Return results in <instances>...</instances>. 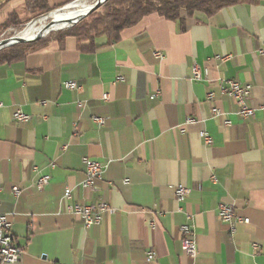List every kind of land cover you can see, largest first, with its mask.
I'll list each match as a JSON object with an SVG mask.
<instances>
[{
  "label": "crops",
  "instance_id": "crops-1",
  "mask_svg": "<svg viewBox=\"0 0 264 264\" xmlns=\"http://www.w3.org/2000/svg\"><path fill=\"white\" fill-rule=\"evenodd\" d=\"M36 1L0 0V25L14 16L34 19ZM44 1L62 9L84 0ZM94 44L89 50L75 37L53 38L22 60L0 64V215L24 250L15 264H264V0H244L211 17L150 15L117 41L101 36ZM195 65L201 81L193 80ZM225 81L252 86L254 117H240L221 93ZM68 82L80 90L66 88ZM215 107L223 116H213ZM17 110L31 120L15 122ZM93 117L106 125L99 128ZM189 118L196 122L187 125ZM85 158L108 164L93 190L81 187ZM44 176L51 179L40 191ZM178 185L191 191L181 204ZM67 188L75 203L105 202L112 211L85 228L64 212ZM220 204L249 224L232 232L218 216ZM187 213L197 245L191 259L181 251ZM150 251L157 255L152 262Z\"/></svg>",
  "mask_w": 264,
  "mask_h": 264
},
{
  "label": "built area",
  "instance_id": "built-area-1",
  "mask_svg": "<svg viewBox=\"0 0 264 264\" xmlns=\"http://www.w3.org/2000/svg\"><path fill=\"white\" fill-rule=\"evenodd\" d=\"M264 55V52H262ZM155 56L159 59L163 58L161 52H156ZM230 57H217L218 60H228ZM123 77H118L117 82H124ZM193 80L201 81L202 76L200 72V67L195 65L193 68ZM221 93L230 97L235 101L239 107V115L244 120L251 119L254 117L256 110L249 105V101L252 94V86L242 85L236 81H225L222 83ZM65 87L71 90H80L81 86L76 82H68L65 84ZM158 96V93L157 95ZM215 99L214 93H209L207 95V100L212 101ZM103 100L108 102L111 100L110 95H104ZM3 107V104L0 103V109ZM212 114L215 117L223 116V112L218 108L212 109ZM13 120L17 123H28L31 120L30 115L24 113L21 110H17L13 114ZM93 121L99 128H103L106 125V119L101 117H93ZM195 119L189 118L186 122L187 125L194 124ZM226 126H231L232 123L227 120L224 123ZM184 132V130H183ZM200 137L204 140L205 144L211 146L213 140L211 136L205 132L201 131L199 133ZM86 166L87 177L85 181L81 183V187L86 190L95 189L100 182L103 181L104 175L108 169V164H102L97 161L90 160L88 158L84 159ZM55 165L52 164V168ZM51 177L44 176L40 178L37 182L38 189L43 191L45 187L49 184ZM126 184L129 183L128 180L124 181ZM13 193L16 196H20L21 192L18 187L13 188ZM191 191L183 185H178L175 189V199L181 204L186 198L190 195ZM61 205L64 209V212L73 216H76L81 219L83 226L85 228H91L93 226L100 225L103 221V217L112 211L111 207L105 202H98L95 204L82 205L75 203L73 201L72 190L67 188L63 198L61 199ZM179 211L184 212L183 208H179ZM217 213L219 218L226 224H229L231 231H235V227L238 224H249V219L238 216L235 212L233 206L227 204H220ZM193 216L189 213L186 214V222L181 225L180 232L182 234L181 241V251L183 256L186 259L193 258L197 253V245L194 238L193 232ZM154 226V223H151ZM253 248L255 251L259 250V245L254 244ZM24 254V250L20 247L12 234V224L8 220L7 215H0V264H15L21 261V258ZM156 253L150 251L147 254V260L152 262L156 259Z\"/></svg>",
  "mask_w": 264,
  "mask_h": 264
},
{
  "label": "trees",
  "instance_id": "trees-1",
  "mask_svg": "<svg viewBox=\"0 0 264 264\" xmlns=\"http://www.w3.org/2000/svg\"><path fill=\"white\" fill-rule=\"evenodd\" d=\"M241 1L244 0H108L103 5V13L94 12L68 30L51 33L49 37L31 44H19L1 50L0 64L22 60L27 54L44 49L53 38L63 41L72 36L82 48L93 50L96 48L94 42L98 37L106 36L110 42L117 41L125 29L137 25L150 15H159L170 21L182 20L184 16L192 18L197 13L211 17L223 8ZM56 10L58 9H51L44 0H38L32 5V11L36 12L37 16ZM25 23L15 16L10 17L0 25V36L4 31L19 28Z\"/></svg>",
  "mask_w": 264,
  "mask_h": 264
},
{
  "label": "bare ground",
  "instance_id": "bare-ground-1",
  "mask_svg": "<svg viewBox=\"0 0 264 264\" xmlns=\"http://www.w3.org/2000/svg\"><path fill=\"white\" fill-rule=\"evenodd\" d=\"M79 2V1H78ZM85 2V1H83ZM83 2L75 3L62 11H56L49 17L29 26L24 31L17 33L8 40L0 41V49L14 42H27L39 36L49 35L50 31L57 32L74 24L82 15L86 14L92 5ZM89 4V3H88ZM47 16V15H46ZM43 18V17H42Z\"/></svg>",
  "mask_w": 264,
  "mask_h": 264
},
{
  "label": "rangeland",
  "instance_id": "rangeland-1",
  "mask_svg": "<svg viewBox=\"0 0 264 264\" xmlns=\"http://www.w3.org/2000/svg\"><path fill=\"white\" fill-rule=\"evenodd\" d=\"M84 1H85V4H87V5H92V6H93L97 0H84ZM79 2H83V1H79ZM79 2H78V1H75V3H79ZM75 3L73 2L72 4H75ZM88 3H89V4H88ZM72 4H71V5H72ZM56 11H62V10L58 9V10H56ZM56 11H53V12L47 14V16H46V15H43V16H36V17H34V19H32V20L26 22L23 26H21V27H19V28H15V29L13 28V29H8V30L4 31L3 34L0 36V41L10 39L11 37L15 36L17 33H20V32H22V31H24L25 29H27V28H28L29 26H31L32 24L34 25L35 22L37 23V21L39 22L40 20L49 17L50 15H52L53 13H55ZM103 11H104V8H103V6H102V7H101L98 11H96L94 14H97V13H103ZM42 17H43V18H42ZM86 18H87V17H86ZM65 30H68V29H64V30H62V31H65ZM57 32H60V31H57ZM57 32H52V34H53V33H57ZM50 34H51V33H50ZM50 34H49V35H46L45 38H46V37H49Z\"/></svg>",
  "mask_w": 264,
  "mask_h": 264
},
{
  "label": "water",
  "instance_id": "water-1",
  "mask_svg": "<svg viewBox=\"0 0 264 264\" xmlns=\"http://www.w3.org/2000/svg\"><path fill=\"white\" fill-rule=\"evenodd\" d=\"M108 0H97L96 2H95V4L93 5V6H91L90 7V9H89V11L86 13V14H84V15H82L74 24H72L71 26H69L68 28H66V29H70V28H72V27H74V26H76L80 21H82L83 19H85L86 17H88L89 15H91V14H93L94 12H96L99 8H101L106 2H107ZM70 6V5H69ZM69 6H67V7H69ZM67 7H64V8H62V9H60V10H64V9H66ZM61 30H64V28L63 29H60V30H58V31H61ZM50 32H55V31H50ZM43 38H45V36L43 35V36H39V37H36L35 39H33V40H31V41H27V42H14V43H11V44H9V45H6L5 47H2L1 49H0V51L1 50H3V49H7V48H10V47H13V46H16V45H19V44H31V43H34V42H36V41H39V40H41V39H43Z\"/></svg>",
  "mask_w": 264,
  "mask_h": 264
}]
</instances>
